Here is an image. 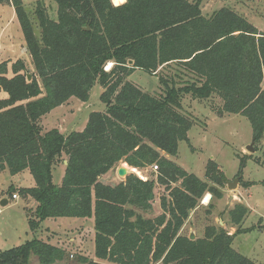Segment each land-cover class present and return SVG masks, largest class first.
Returning <instances> with one entry per match:
<instances>
[{
  "label": "trees",
  "instance_id": "obj_1",
  "mask_svg": "<svg viewBox=\"0 0 264 264\" xmlns=\"http://www.w3.org/2000/svg\"><path fill=\"white\" fill-rule=\"evenodd\" d=\"M5 1L36 76L27 80L17 61L8 77L7 62L0 63V94L6 96L0 98V172L27 171L33 178L34 187L17 189L36 202L27 215L30 231L47 219L93 218L96 261L79 256L78 264H255L232 248L235 237L249 231L242 228L249 214L243 204L227 212L236 229L231 235L215 226H207L201 239L179 234L205 194L222 199L226 180L213 161L202 181L160 152L176 157L178 143L188 142L195 119L182 109L185 96H215L220 115L245 118L254 142L262 140L264 34L229 8L203 16L202 0H51L56 19L42 0L34 4L33 17L22 0ZM169 68L179 72L159 77L157 95L127 80L136 70L154 76ZM95 83L103 89L104 112H91L82 131L43 132V116L72 98L86 103ZM64 157V174L55 185L52 173ZM118 164L138 171L156 165V181L130 173L117 185L100 183ZM244 165L242 158L240 170ZM157 184L167 197L160 200L162 213L147 219L140 213L153 212ZM31 255L38 264H59L66 253L33 238L0 251V264H29Z\"/></svg>",
  "mask_w": 264,
  "mask_h": 264
},
{
  "label": "rangeland",
  "instance_id": "obj_2",
  "mask_svg": "<svg viewBox=\"0 0 264 264\" xmlns=\"http://www.w3.org/2000/svg\"><path fill=\"white\" fill-rule=\"evenodd\" d=\"M36 1L38 0H22L29 17H33ZM42 1L49 11V16L56 19L55 4L51 0ZM223 7L244 17L260 33L264 34V0L240 2L202 0L200 10L203 16H210L214 11ZM32 20L36 28L37 23L34 19ZM35 34L39 35L37 29H35ZM17 61L24 64L26 70L24 73L30 76V79L36 76L31 57L24 49L23 35L14 10L5 0H0V63L7 62L8 77L12 76L11 67ZM178 72L176 68H173V71L169 68L160 70L156 75L151 76L136 70L127 80L142 91L157 95L162 92L158 82L159 77L169 78L172 75L176 76ZM183 80L188 81L187 78ZM175 82L180 81L175 79ZM262 88L264 89V81ZM102 91L100 85L95 83L86 103L72 98L68 104L51 111L41 121L43 132L53 128L58 129L62 134L82 131L91 112H104L105 107L100 101ZM5 97V94H0V98ZM181 105L184 113L195 119L194 125L187 133L188 142L178 143L176 157L166 156L162 152L160 155L202 181L205 180L207 163L213 161L226 181L224 188L221 189L222 199H212L209 195L208 203L204 204L205 194L199 200L197 207L188 214L179 234L185 237L194 236V240L201 239L204 237V230L207 226H215L231 235L236 229L230 225L227 212L236 204H243L249 209V214L242 223V228L249 231L235 237L232 248L255 264H264V136L260 142L253 143V152L246 150L253 140L250 124L241 116L220 115L218 112L222 104L215 96L208 101L194 100L190 96H185ZM242 158L245 165L240 170V159ZM58 164L60 163L56 164L52 173V181L55 185H59V175L62 173ZM122 165L124 164H118L116 169L102 176L99 182L108 186L123 182L125 178L117 176V168ZM136 171L137 173L131 170L129 172L139 179L142 177L144 180L156 181L157 173H153L151 167ZM233 180H238V182L234 188L228 189L226 182ZM244 184L250 186L245 187ZM209 185L212 186L210 183ZM34 186V180L27 171L14 176L7 171L0 172V202L7 201L5 206L0 205V251L20 246L37 238L65 250V260L59 264H78L77 258L81 254L96 261L94 246H92L93 218H91L92 221L69 218L47 219L41 223L35 233L30 231L27 215L34 211L36 202L30 197L21 196L17 193V189ZM10 188L14 189L15 199H12L8 192ZM163 196L167 197V193L164 187L157 184L154 190L153 212L151 214L139 213L147 219L160 215L162 210L159 204ZM210 204L211 207H209ZM29 264H38L37 258L31 255Z\"/></svg>",
  "mask_w": 264,
  "mask_h": 264
},
{
  "label": "water",
  "instance_id": "obj_3",
  "mask_svg": "<svg viewBox=\"0 0 264 264\" xmlns=\"http://www.w3.org/2000/svg\"><path fill=\"white\" fill-rule=\"evenodd\" d=\"M86 31H88L89 29L88 28H85ZM129 65L132 64L131 61L128 62ZM27 80H30V76L27 78ZM254 143V139L252 140L251 144L249 146H247L246 150H248L249 152H253V148H252V145ZM64 164L66 165L67 162H64ZM220 171H218L219 173ZM130 172L128 170L127 167H119L117 168V176L120 177V178H126L127 175H129ZM238 182V180H233L232 182H226V185H227V188L228 189H232L235 187L236 183ZM7 204V201L6 200H2L0 202V205L1 206H5ZM191 211H188V214L190 213ZM189 239L190 240H194V236H189Z\"/></svg>",
  "mask_w": 264,
  "mask_h": 264
},
{
  "label": "crops",
  "instance_id": "obj_4",
  "mask_svg": "<svg viewBox=\"0 0 264 264\" xmlns=\"http://www.w3.org/2000/svg\"><path fill=\"white\" fill-rule=\"evenodd\" d=\"M15 14V13H14ZM16 17V16H15ZM17 20V19H16ZM19 25V24H18ZM2 63V62H1ZM70 102V100L67 102V103H65L64 105H66V104H68ZM64 105H62V107L64 106ZM61 107V106H60ZM49 114V113H48ZM47 114V115H48ZM47 115H45V116H43L42 118H41V120H40V124H41V126H42V123H41V121H42V119H44V117H46ZM64 159L65 160H63V162H61L60 164H58L59 166H60V168H61V170H62V173H60V175H59V181L61 182V180H62V177H63V174H64V170H65V164H64V162H66V158L64 157ZM123 167H127L128 168V170L130 171V170H132V168H130V167H128L126 164H124V165H122ZM56 168V167H55ZM114 169H116V167L114 168ZM114 169H112V170H114ZM112 170L110 171V172H112ZM135 170V169H134ZM136 171V170H135ZM101 178V177H100ZM99 178V179H100ZM60 182L58 183V184H60ZM35 207H36V205H35ZM34 207V208H35ZM85 220H90V221H92L91 219H85ZM84 220V221H85ZM92 235H93V237H94V230H93V228H92ZM92 246H94V243H93V238H92ZM81 256H83L82 254H81Z\"/></svg>",
  "mask_w": 264,
  "mask_h": 264
},
{
  "label": "bare ground",
  "instance_id": "obj_5",
  "mask_svg": "<svg viewBox=\"0 0 264 264\" xmlns=\"http://www.w3.org/2000/svg\"><path fill=\"white\" fill-rule=\"evenodd\" d=\"M110 66H111V65L109 64V65L106 67V70H108V69L110 68ZM131 172L137 173V171H135L134 169H132ZM209 199H210L209 194H206V196L204 197V201H203V203H204V204L208 203Z\"/></svg>",
  "mask_w": 264,
  "mask_h": 264
},
{
  "label": "built area",
  "instance_id": "obj_6",
  "mask_svg": "<svg viewBox=\"0 0 264 264\" xmlns=\"http://www.w3.org/2000/svg\"><path fill=\"white\" fill-rule=\"evenodd\" d=\"M151 168H152L153 173H157L158 168H157L156 165L151 166ZM140 178H141L142 180H144V178H142V177H140ZM11 198H12V199H15V198H16V195H12Z\"/></svg>",
  "mask_w": 264,
  "mask_h": 264
}]
</instances>
